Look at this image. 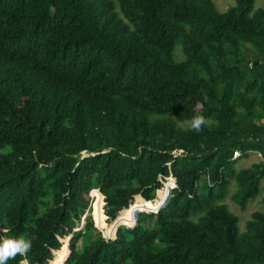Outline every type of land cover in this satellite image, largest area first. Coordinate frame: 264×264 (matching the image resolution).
Listing matches in <instances>:
<instances>
[{
    "label": "trees",
    "instance_id": "1",
    "mask_svg": "<svg viewBox=\"0 0 264 264\" xmlns=\"http://www.w3.org/2000/svg\"><path fill=\"white\" fill-rule=\"evenodd\" d=\"M254 1L0 0V238L31 264L64 241L55 264H264V211L241 231L223 201L264 177Z\"/></svg>",
    "mask_w": 264,
    "mask_h": 264
},
{
    "label": "rangeland",
    "instance_id": "2",
    "mask_svg": "<svg viewBox=\"0 0 264 264\" xmlns=\"http://www.w3.org/2000/svg\"><path fill=\"white\" fill-rule=\"evenodd\" d=\"M215 4V8L218 11H225L227 8L233 6L235 4V0H213ZM255 7H264V0H255ZM177 57H180V54L177 53ZM181 125H185L184 122H181ZM261 160V156L258 152L251 151L246 156L239 157L234 165L236 169H241L245 167L251 166L253 163ZM234 190L233 187L230 188L229 194ZM264 195V177L261 179L260 184V192L256 198L249 201L245 207V209H240L239 205L233 202L228 198V196L223 200L229 210L236 214L239 218V226L240 230L243 231L245 229V222L250 217L251 213L254 210H262L264 211V205L260 202L261 196ZM80 228V226L78 227ZM67 241H64V245H66Z\"/></svg>",
    "mask_w": 264,
    "mask_h": 264
},
{
    "label": "clouds",
    "instance_id": "3",
    "mask_svg": "<svg viewBox=\"0 0 264 264\" xmlns=\"http://www.w3.org/2000/svg\"><path fill=\"white\" fill-rule=\"evenodd\" d=\"M207 122L208 121L205 115L197 114L191 118L189 126L191 129L199 131L201 130L202 126L205 125ZM158 210L145 211V212H157ZM87 214H89V212L85 213L82 219L80 220V225H79L80 228H82L84 219ZM63 243L61 247L59 248V250L56 251L57 256L53 260L49 261V264H55L59 258L61 251H63V249L66 251V245H64ZM31 247H32V240L24 236H11V237L0 238V264H7L9 259L15 258L17 254H24L18 260V264H31L28 261L27 255H25V253H27L31 249ZM65 255H66V252H65ZM33 264H37V263H33Z\"/></svg>",
    "mask_w": 264,
    "mask_h": 264
},
{
    "label": "built area",
    "instance_id": "4",
    "mask_svg": "<svg viewBox=\"0 0 264 264\" xmlns=\"http://www.w3.org/2000/svg\"><path fill=\"white\" fill-rule=\"evenodd\" d=\"M240 156H241V151L239 149H236V150L233 151V153H232V159H236V158H238ZM159 178L162 179L161 176ZM174 181H175V179H174Z\"/></svg>",
    "mask_w": 264,
    "mask_h": 264
},
{
    "label": "bare ground",
    "instance_id": "5",
    "mask_svg": "<svg viewBox=\"0 0 264 264\" xmlns=\"http://www.w3.org/2000/svg\"><path fill=\"white\" fill-rule=\"evenodd\" d=\"M63 251H64V250H63ZM63 251L60 253V257H59V258H61V257L64 256V252H63Z\"/></svg>",
    "mask_w": 264,
    "mask_h": 264
},
{
    "label": "water",
    "instance_id": "6",
    "mask_svg": "<svg viewBox=\"0 0 264 264\" xmlns=\"http://www.w3.org/2000/svg\"><path fill=\"white\" fill-rule=\"evenodd\" d=\"M175 186H176V183H175ZM167 200H168V199H167ZM137 222H138V221H137V215H136V223H135V224H137Z\"/></svg>",
    "mask_w": 264,
    "mask_h": 264
}]
</instances>
